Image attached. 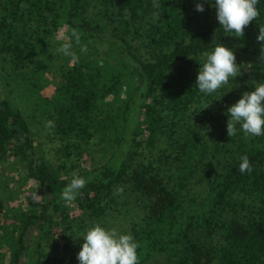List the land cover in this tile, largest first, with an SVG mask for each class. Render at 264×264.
<instances>
[{
  "label": "trees",
  "instance_id": "16d2710c",
  "mask_svg": "<svg viewBox=\"0 0 264 264\" xmlns=\"http://www.w3.org/2000/svg\"><path fill=\"white\" fill-rule=\"evenodd\" d=\"M87 1L0 0V264H79L74 210L103 219L122 184L143 210L130 232L138 264H264V135L237 124L229 137L217 104L264 83V0L242 38L187 14V0H100L91 15ZM66 41L75 58L55 60L50 48ZM232 43L259 62L238 67L233 89L200 92L204 54ZM41 129L58 140L56 162ZM74 175L86 184L72 209L61 193Z\"/></svg>",
  "mask_w": 264,
  "mask_h": 264
},
{
  "label": "clouds",
  "instance_id": "9594fccd",
  "mask_svg": "<svg viewBox=\"0 0 264 264\" xmlns=\"http://www.w3.org/2000/svg\"><path fill=\"white\" fill-rule=\"evenodd\" d=\"M258 3L259 0H215L212 6L224 32L234 33V36L242 38L246 26L259 16L256 7ZM196 10L205 11L204 3L198 2ZM72 36L75 37L76 43H79L80 35L75 29L72 30ZM257 40L264 42V26L260 25ZM85 50L86 46L81 48V51ZM56 51L75 58L70 42H64ZM204 55L206 59L200 64L195 84L200 92L211 94L227 84L230 77L240 75L234 51L224 44H216L212 51ZM260 59L264 60V43L261 44ZM226 115L229 116V137L236 135L237 124L246 136L264 135V83L257 82L254 84V90L244 92L235 104L227 108ZM240 161L239 171L250 173L252 167L249 158L244 155L240 157ZM85 184L83 177L74 175L71 182L62 189L61 199L72 202ZM81 237L83 242L77 255L79 264H138L139 244L130 233L123 234L115 228L107 229L100 223H94Z\"/></svg>",
  "mask_w": 264,
  "mask_h": 264
},
{
  "label": "rangeland",
  "instance_id": "374dc122",
  "mask_svg": "<svg viewBox=\"0 0 264 264\" xmlns=\"http://www.w3.org/2000/svg\"><path fill=\"white\" fill-rule=\"evenodd\" d=\"M189 3V6L186 10V13L189 15H192L196 19H199L200 21L202 20H211L215 19L216 16V10L212 6L213 2L209 0V2H204V0H187ZM198 2H203L204 3V8L205 11L199 12L196 10V4ZM102 4L100 0L94 1V0H89L86 3L87 8L85 9V12L88 15H91L96 12V8ZM23 27V24H20V28ZM31 27V22H29L28 26L26 28ZM19 28V29H20ZM61 45L55 44L53 47L50 48L49 54H53L55 56V60L59 59L60 57L64 56L61 53H58L56 50L60 47ZM227 47V45H225ZM230 49H232L235 53L236 56V63L238 67L242 68L243 72L247 73L249 71H252L256 64L259 62L258 61V56L250 54L248 52H244L241 50L240 46L237 43H232L230 45ZM139 50L141 53L146 54V47L145 46H139ZM206 58V57H205ZM47 76L49 78H52L53 80L58 79V74L56 72H53L50 70L47 72ZM232 77L229 78L228 85L227 87L233 89V82L231 80ZM9 87L10 84L8 85ZM2 91L5 90V87H1ZM237 89V87H236ZM239 98L233 97L232 99L229 100H222L221 103H217L218 105H221V108L227 109L229 106L235 104ZM210 105H205V108H208ZM204 108V109H205ZM166 138L165 137H160L159 141L157 142L156 147L152 149L151 152L146 151V155H149L150 158H153L157 155L160 149L166 148L167 143H166ZM37 142L39 143L42 151L45 153L47 157L50 158L52 162L58 161V140L56 138H50L48 135V132L45 129H41L40 133L38 134L37 137ZM6 173H11V170H8V172L5 170ZM14 176L13 180L16 182H20L19 180L22 179L21 176V171H14ZM24 179V178H23ZM22 182V181H21ZM23 188L24 185L21 183ZM203 183L196 185L195 190L191 191L192 193L197 190L198 187H201ZM26 188L22 189L23 191L19 192V198L24 202H26L25 197H26V192L24 191ZM199 190V188H198ZM115 192V201L110 202L109 207H108V214L101 219V220H96L93 218H89L86 214L81 215V212L79 209H75V205L73 202L68 203L69 206L72 209H75V213L72 215V218L75 221V238L78 240L83 238L81 237L82 233L85 232V230L88 227H91L94 223H100L103 227L107 229L115 228L119 232L123 234H128L131 232L132 228H138L140 223L142 222V214L143 210L140 208L135 200L136 193L130 189L129 186L126 184H122L117 186L114 189ZM73 211V210H72ZM80 214V215H79ZM131 234V233H130ZM158 259H160V256H157Z\"/></svg>",
  "mask_w": 264,
  "mask_h": 264
}]
</instances>
